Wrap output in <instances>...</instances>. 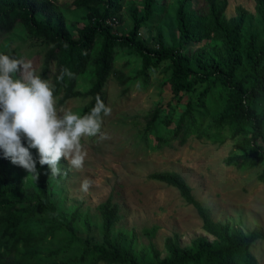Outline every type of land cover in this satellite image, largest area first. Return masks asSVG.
I'll use <instances>...</instances> for the list:
<instances>
[{
  "label": "rangeland",
  "instance_id": "obj_1",
  "mask_svg": "<svg viewBox=\"0 0 264 264\" xmlns=\"http://www.w3.org/2000/svg\"><path fill=\"white\" fill-rule=\"evenodd\" d=\"M56 1L76 38L78 29L87 24L85 10L73 8L72 0ZM143 1H120L117 18L109 21L115 34H128L133 26L131 10L141 15ZM178 3L179 0H157L150 19L142 24L137 38L153 48L158 45V39L167 46H178L179 31L175 19ZM201 3L202 0H193L188 9ZM238 6L249 14L246 28L238 36L244 51L245 38L261 29L260 18L253 0H227L225 16L235 17ZM100 40L101 37L98 42ZM44 46L42 40L29 36L21 23H17L12 31L0 34V53L14 51L19 58L32 60L37 71L44 56ZM196 47L223 48V45L213 37H205L187 45L186 50ZM113 50V69L101 90L106 106L111 108V115L103 117L101 132L110 138L101 140L99 134L83 137L81 143L87 152L83 169H71L62 157L60 167L67 175L54 177L50 174L56 219L65 224L78 208L81 216L73 223L76 235L89 247L100 244L103 228L98 205L111 196L112 202L118 205L120 220L112 224L110 236L113 239L119 233L124 235V251L132 252L139 264L153 262L152 248L159 251L160 257L167 256L165 240L168 237L176 236L180 246L193 249L199 239L215 244L216 239L203 229L195 208L185 202L178 190L149 177L156 172L174 171L184 178L192 195L207 209L212 220L227 223L242 233L255 227L264 230V160L243 168L226 161L242 150L234 147L238 136H234L230 128L217 124L226 106L220 86L210 88L202 95L207 85L197 83L189 93L175 95L170 83L169 61H162L141 73V56L134 49L117 44ZM245 66L249 68L247 61ZM114 71L122 72L130 79L121 86ZM94 79V68L89 64L76 78L74 90H88ZM56 97L59 100L60 95ZM88 100L89 97L69 98L63 104L58 101L57 107L81 114ZM189 103H192V119L185 127V142L179 144L174 134ZM251 103L258 112L264 110V97L252 99ZM155 112L152 127L148 128V120ZM262 132L260 140L264 147V122ZM9 163L10 181L16 191L26 199L35 198L37 180L22 167L10 160ZM85 178L93 181L87 194L80 191ZM85 215L90 221L89 227L83 219ZM8 220L9 214L1 215L0 249L5 250L9 258L27 264H47L75 258L83 249L74 242L59 257L51 255L59 246L65 245L69 237L64 229L57 230L54 238L44 236L45 229L52 224L46 211L33 216L23 213L14 226ZM250 252L257 264H264V240L254 242ZM97 264L108 263L100 261Z\"/></svg>",
  "mask_w": 264,
  "mask_h": 264
},
{
  "label": "trees",
  "instance_id": "obj_2",
  "mask_svg": "<svg viewBox=\"0 0 264 264\" xmlns=\"http://www.w3.org/2000/svg\"><path fill=\"white\" fill-rule=\"evenodd\" d=\"M120 1L72 0L70 5L73 8L85 10L84 19L87 21L85 27L78 29L75 38L56 0H0V34L12 31L17 23H21L29 36L42 40L45 51L38 73L42 79L49 80L55 86L54 95H60L59 104L69 98L89 97L81 115L90 112L97 95L105 102L101 90L113 69L115 45L132 48L141 56V73L162 61H169L170 83L175 95L189 93L197 83L207 85L202 95H206L210 88L220 86L226 106L217 124L230 128L232 134L238 136L234 147L242 150V153L230 156L226 161L238 168L263 161L264 147L260 139L263 135L264 110L258 112L251 100L264 97V0H253L261 29L245 38V52L238 36L246 28L249 14L238 6L235 9L236 16L227 18L224 14L227 0H202L200 6L191 9H188V5L193 0H179L175 12L178 46H167L158 39L155 48L147 46L137 35L142 24L150 19L157 0H144L141 15L131 10L133 26L124 36L115 34L109 24V21L117 18L121 9ZM205 37L219 40L223 48L196 47L186 50L187 45L200 42ZM1 53L19 58L14 51ZM245 61L249 63V68H246ZM89 64L94 68V82L86 91L74 90L76 78ZM63 68L71 70L75 78L65 76L64 81L59 82L57 77ZM113 74L121 86L130 79L122 72L114 71ZM191 105L189 103L175 130L174 135L179 144H183L186 139L185 127L192 119ZM156 115L155 112L152 119L148 120V128L152 127ZM22 142L26 146V141ZM30 151L37 160L36 167L40 175L36 182V197L26 199L10 181L9 159L0 150V217L9 214L8 221L14 226L23 213L33 216L42 210L46 211L52 224L45 229L44 236L54 238L57 230L64 229L69 237L65 245L52 252V256L59 257L66 253L74 242L83 246L79 256L62 262L49 261L47 264H97L100 261L108 264H139L132 252L124 251V235L119 233L113 239L110 236L112 224L120 220L118 205L112 202L111 196L98 205L103 228V242L100 244L89 247L76 235L73 223L81 216L78 208L67 223L56 219L52 204L53 189L49 183L51 171L47 165L42 167L39 164L36 149ZM149 177L176 188L185 202L195 208L203 229L216 239L215 244L199 239L193 249L180 246L176 236L168 237L165 240L168 255L160 257L159 251L152 248L151 264H257L250 247L254 242L264 240V230L255 227L242 233L227 223L212 220L207 209L194 198L190 186L177 172L161 171ZM16 205L20 208H15ZM83 219L89 227L88 217L85 215ZM0 264L27 263L9 258L7 252L0 249Z\"/></svg>",
  "mask_w": 264,
  "mask_h": 264
},
{
  "label": "clouds",
  "instance_id": "obj_3",
  "mask_svg": "<svg viewBox=\"0 0 264 264\" xmlns=\"http://www.w3.org/2000/svg\"><path fill=\"white\" fill-rule=\"evenodd\" d=\"M65 76L75 78L71 70L63 68L57 80L63 82ZM54 91L55 86L42 79L32 60L0 53V150L36 180L40 173L30 149L37 150L39 164L47 165L51 176H66L67 171L60 167L62 157L71 169L84 167L87 152L81 143L83 137L99 134L101 140L110 138L101 127L111 108L99 95L90 112L81 115L58 108ZM92 185L93 181L85 178L80 191L87 194Z\"/></svg>",
  "mask_w": 264,
  "mask_h": 264
}]
</instances>
